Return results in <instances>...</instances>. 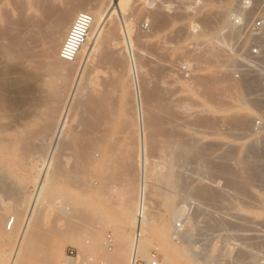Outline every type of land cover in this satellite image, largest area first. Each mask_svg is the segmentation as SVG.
<instances>
[{
    "label": "rangeland",
    "instance_id": "374dc122",
    "mask_svg": "<svg viewBox=\"0 0 264 264\" xmlns=\"http://www.w3.org/2000/svg\"><path fill=\"white\" fill-rule=\"evenodd\" d=\"M17 1L0 0V82H20L29 104L11 110L13 96L0 89V264H128L141 133L148 181L137 259L264 264V129L253 133L256 91L234 75L247 42L234 49L223 36L231 13L250 22L264 0H120L121 17L105 21L68 106L76 141L66 138L52 161L45 146L78 73L60 47L77 14L94 18L92 30L112 0ZM99 151L112 155L95 161Z\"/></svg>",
    "mask_w": 264,
    "mask_h": 264
},
{
    "label": "built area",
    "instance_id": "2783aa9c",
    "mask_svg": "<svg viewBox=\"0 0 264 264\" xmlns=\"http://www.w3.org/2000/svg\"><path fill=\"white\" fill-rule=\"evenodd\" d=\"M165 0H147L150 7H155ZM175 3L181 1L197 4L200 0H171ZM246 7H250L249 0H244ZM245 11L234 12L229 15V29H227L223 36L228 45L232 48H237L241 42H247V50L240 53L238 67L235 69V77L244 82L249 89H254L256 94L251 96L255 102L256 117L252 120L253 133H260L264 129V15L257 16L250 22H245L242 19L245 16ZM93 24V18L88 13H79L74 18L70 25L63 43L60 47L58 56L64 62H73L81 47L86 43L88 34ZM124 22L122 23V27ZM146 25H140L144 28ZM126 36L128 47L130 48V41L126 29L122 28ZM130 56L131 49L129 50ZM181 70L187 72L186 65L181 67ZM137 219H141V215L137 214ZM14 223L11 218L8 227ZM141 235L140 224L135 227L133 235V243L137 244ZM66 257L73 260L76 257L74 248L66 250ZM150 264H156L155 254L149 255ZM72 264V263H69ZM130 264H148L145 261L134 259Z\"/></svg>",
    "mask_w": 264,
    "mask_h": 264
},
{
    "label": "bare ground",
    "instance_id": "6f19581e",
    "mask_svg": "<svg viewBox=\"0 0 264 264\" xmlns=\"http://www.w3.org/2000/svg\"><path fill=\"white\" fill-rule=\"evenodd\" d=\"M3 1V0H2ZM6 1H8V0H6ZM17 1V0H16ZM25 1V0H18L17 2H18V5L21 3V5L22 4H24L23 2ZM11 2V1H10ZM20 2V3H19ZM1 3V2H0ZM4 3V2H3ZM8 3V2H7ZM6 4V3H5ZM3 6V5H2ZM1 6V7H2ZM20 6V5H19ZM0 7V10H2V8L4 7V10L6 9L5 7V5L1 8ZM4 10H2L3 12H5ZM2 11H0V22H2V20H4L6 17L4 16V14H2ZM6 14V13H5ZM119 16V17H121V6H120V0H112V4L110 5V7H109V9H108V14L106 15V18L103 20V21H101V22H98L96 25H94V29L92 28V30H91V34H90V32H89V34H88V37H87V41H86V43L81 47V49H80V51L78 52V55H77V57H76V66L78 67V73H77V75H76V79H75V82H74V84H73V86H72V89H71V91H70V94L68 95V97L65 99V105H66V108H65V111H64V113H63V115H62V117L60 118V120H59V123H58V127L56 128V130H55V132H54V135H53V137H52V139L51 140H49L48 141V143H46L47 144V146H45L44 144L42 145V147L43 146H45V147H47V149H49V155H51L52 153H53V151L54 150H56L55 148H57L58 147V145H60L61 146V144H64L65 143V141H68V142H66L67 144L69 143V141L70 142H74V141H76V139H75V137H74V129L73 130H70V129H68V127L66 126V124H68V122H67V118L69 119L70 117L68 116V109L70 108V107H68V106H70V104H72L73 105V100H74V93H75V90H77V86H78V82H79V80H80V77H81V72H82V70H83V68L85 67V65H86V63H87V60H88V57H89V54L93 51V48H94V45L96 44V42H97V40H98V38H99V33H100V31H101V29H102V27H104V25H105V21H108L112 16ZM6 16H7V14H6ZM93 17H95V16H93ZM94 19V18H93ZM94 22V21H93ZM8 23V22H7ZM10 23V22H9ZM123 23V22H122ZM124 27H125V25H123V29H124ZM126 29V28H125ZM124 32V31H123ZM61 34V33H60ZM59 34V38L61 39V37H63L62 36V34L60 35ZM124 37L126 38V36H125V34H124ZM58 39V38H57ZM57 41V40H56ZM125 42H126V45H127V48H128V50H130V48L128 47V43H127V40L125 39ZM227 45H228V43H227ZM96 46V45H95ZM229 46V45H228ZM92 54V53H91ZM90 54V55H91ZM1 78V77H0ZM21 78V77H20ZM19 77H18V79H20ZM17 79V78H16ZM17 79V80H18ZM22 79V78H21ZM26 79H27V77H26ZM12 79H10V77H4V79L2 80V82H0V89H2V90H4V92L8 95V97H9V95L11 96H13V100H11V99H8L9 101H7L8 103H9V105L12 107V108H10L11 110L13 109V107L15 108V110L16 109H19L23 104H24V106H26V105H28V104H26L27 102L25 101V99L27 100V98H26V96H27V88L25 87V86H19V84L18 83H20V82H18V81H14L13 83H12V81H11ZM1 81V80H0ZM27 81V80H26ZM29 82V81H28ZM11 84H12V86H11ZM3 92V93H4ZM0 94H2L1 93V90H0ZM6 95V96H7ZM33 95V94H32ZM5 95H4V97H6ZM28 96H29V94H28ZM7 97V98H8ZM2 98H3V95H2ZM2 100L3 99H1V102H2ZM28 101V100H27ZM30 101V100H29ZM75 101H76V99H75ZM74 101V102H75ZM0 102V103H1ZM3 103V102H2ZM8 103H6L7 105H8ZM5 104V103H4ZM13 105V106H12ZM4 108V107H3ZM25 108H27V107H25ZM6 109V108H5ZM24 109V108H23ZM9 110V109H8ZM21 114V113H20ZM22 115V114H21ZM16 116H18L17 114H16ZM19 117V116H18ZM17 118V117H16ZM22 118V117H21ZM17 120V119H16ZM13 121V120H12ZM67 122V123H66ZM77 124V123H76ZM71 125V124H70ZM70 125H69V127H70ZM74 127V126H73ZM77 127V126H76ZM71 128V127H70ZM108 129L109 128H107V131H108ZM76 130H77V128H76ZM106 130V129H105ZM78 131V130H77ZM110 131H111V129H110ZM76 133V132H75ZM80 133V132H79ZM108 133V132H107ZM109 134V133H108ZM112 135V134H111ZM105 136H106V132H105ZM71 137V138H70ZM100 137V136H99ZM104 137V136H103ZM112 137V136H111ZM68 139V138H70L69 140H65V139ZM102 138V137H101ZM77 139H80L79 137L77 138ZM112 139V138H111ZM65 140V141H64ZM97 140H98V138H97ZM97 140H96V142H97ZM100 140V139H99ZM99 140H98V142L97 143H99ZM107 140V139H106ZM106 140H104V144H106ZM120 140V139H119ZM122 140V139H121ZM94 141H95V139H94ZM112 141V140H111ZM42 142V141H41ZM80 142V141H79ZM102 142V141H101ZM100 142V143H101ZM20 143V142H19ZM66 143H65V145H66ZM95 143V142H94ZM109 143V142H108ZM112 143V142H111ZM120 143V142H119ZM24 144V143H23ZM75 144V143H74ZM95 145V144H94ZM109 145H110V143H109ZM71 146V145H70ZM96 146V145H95ZM94 146V147H95ZM107 146V145H106ZM44 147V148H45ZM66 147V146H65ZM75 149L77 148L76 146L74 147ZM96 148V147H95ZM42 149V148H41ZM107 149V148H106ZM112 149V148H111ZM45 150V149H44ZM60 150V149H59ZM67 150V149H66ZM74 150V149H73ZM114 150V149H113ZM112 150V151H113ZM47 151V150H46ZM69 151V150H68ZM68 151H67V153H65V151H64V153L65 154H68ZM91 151H92V148H91ZM94 151V150H93ZM119 151V150H118ZM72 152V151H71ZM70 152V153H71ZM74 152H76V151H74ZM110 152V151H109ZM60 153V152H59ZM91 153H93V152H91ZM90 153V154H91ZM55 154V153H54ZM74 154V153H73ZM75 154H77V153H75ZM74 154V155H75ZM108 154H109V156L110 155H112L111 153H107V155H106V153H100V151L99 152H96L95 153V161L96 160H100V159H102V160H104V158L105 157H107L108 156ZM47 155V154H46ZM45 155V156H46ZM58 155V154H57ZM70 155V154H69ZM52 156V158H51V160L50 159H48V161H52V159L55 157H53V154L51 155ZM70 156H72V155H70ZM62 157H64V156H62ZM69 157V156H68ZM73 157V156H72ZM118 157V156H117ZM47 157H44V159L45 160H47L46 159ZM49 158H50V156H49ZM56 158V157H55ZM108 158V157H107ZM107 158H105V160L107 159ZM111 158V157H110ZM137 158H138V163L137 164H139L140 165V181H139V184H138V186L136 187L137 188V191H136V214H135V216H136V220H137V224H136V226H138V224H140V231L141 232H143V230H142V228H141V226H143V224H145V223H143L144 222V214H145V216H146V210H145V200H144V198H145V185H146V177H145V171H146V168H145V164H146V159H145V154H144V137H143V134L141 133V136H140V149H139V154H138V156H137ZM136 158V159H137ZM59 159V158H58ZM117 159V158H116ZM120 159V158H119ZM118 159V160H119ZM54 160V159H53ZM63 160V159H62ZM75 160H76V158H75ZM104 160V161H105ZM109 160V159H108ZM107 160V161H108ZM111 160V159H110ZM109 160V161H110ZM114 160L115 159H113V163H114ZM117 160V161H118ZM47 161V162H48ZM69 161V160H68ZM71 161V160H70ZM73 161V160H72ZM71 161V162H72ZM10 162V161H9ZM12 162V161H11ZM111 162H112V160H111ZM98 163V162H97ZM70 164H73V163H70ZM107 164V163H106ZM110 164V163H109ZM115 164H117L118 165V162L117 163H115ZM115 164H114V167H115ZM77 165H78V163H77ZM113 165V164H112ZM50 165H48V166H45V167H49ZM52 166V165H51ZM111 166V165H110ZM65 167V166H64ZM112 167V166H111ZM135 167V166H134ZM76 168V167H75ZM65 169V168H64ZM63 169V170H64ZM108 169V168H107ZM112 169V168H111ZM132 169H133V167H132ZM46 171H47V169H45ZM49 170V169H48ZM76 170V169H75ZM100 170V169H99ZM109 170V169H108ZM137 170V169H136ZM45 171V172H46ZM74 171V170H73ZM109 171H111V170H109ZM45 172H43V174H42V177L44 178V177H46V175H45ZM50 172V171H49ZM57 172V171H56ZM61 172V171H60ZM64 172H66L65 170H64ZM71 172V171H70ZM106 172H108L107 170H106ZM106 172L104 173V175L106 174ZM135 172V171H134ZM73 173V172H72ZM49 174V173H48ZM64 174V173H63ZM75 174H76V172H75ZM74 174V175H75ZM130 174V173H129ZM128 174V175H129ZM103 175V176H104ZM137 175V174H136ZM48 177V176H47ZM62 178H63V176H62ZM71 178H72V176H71ZM103 178V177H102ZM45 179V178H44ZM104 179V178H103ZM139 179V178H138ZM74 180V179H73ZM106 180V179H105ZM148 181V180H147ZM67 182V181H66ZM93 182V181H92ZM103 183H104V181H102ZM97 183H98V185H99V187H100V185H101V181H99V180H97ZM130 184V183H129ZM42 185V184H41ZM102 185H105V183L104 184H102ZM132 185H133V183H132ZM102 187V186H101ZM103 188V187H102ZM130 188V187H129ZM39 189H40V185L37 187V192L39 193ZM42 189V188H41ZM129 190H131V189H129ZM132 190H133V186H132ZM41 191V190H40ZM38 194H36V196H37ZM35 200L36 199H34V202H35ZM34 204V203H33ZM147 204V203H146ZM35 206V205H34ZM32 208H34V207H32V205H31V209H30V211H29V213H28V217L30 216V213H31V210H32ZM63 209H65V208H63ZM66 210V209H65ZM32 214V213H31ZM137 214H140L141 215V219L139 220V219H137ZM13 219V221H15L14 220V217H9V219L7 220V223H6V229L8 228L7 226H8V223H9V221H10V219ZM147 218V217H146ZM29 219V218H28ZM0 220H1V218H0ZM28 221V220H27ZM26 221V222H27ZM146 221H147V219H146ZM1 222H3L2 220H1ZM29 222V221H28ZM27 222V223H28ZM14 224V223H13ZM1 225V224H0ZM15 225V224H14ZM14 225H12V226H14ZM3 226V225H2ZM12 226H10L9 228H8V230H11V227ZM25 226H27L26 224H25ZM3 228V227H2ZM24 228V227H23ZM28 229V228H27ZM25 230H26V227L23 229V234L25 233ZM3 231H4V229H3ZM22 234V236H24ZM11 236V235H10ZM22 236H20V237H22ZM24 238V237H23ZM23 238H21V239H23ZM142 237H141V235H140V238H139V240H138V242H137V244H134L133 243V241H132V244H131V250H130V254H129V261H128V264H130L131 263V261L132 260H134V259H137V256H138V254L141 252V250H142V248L145 246V244L143 245V242L144 241H142V239H141ZM20 240V239H19ZM21 242V241H20ZM18 252V251H17ZM12 262H13V260H12Z\"/></svg>",
    "mask_w": 264,
    "mask_h": 264
},
{
    "label": "crops",
    "instance_id": "0c3cea01",
    "mask_svg": "<svg viewBox=\"0 0 264 264\" xmlns=\"http://www.w3.org/2000/svg\"><path fill=\"white\" fill-rule=\"evenodd\" d=\"M112 59H111V61H112V64H115L116 63V59L114 58V57H111ZM225 160V159H224ZM231 175H233V174H230L229 172L228 173H225L224 171L222 172H220V171H218L217 173H216V176L217 177H222L223 179L224 178H229V176H231ZM216 199L218 200L219 199V196L218 195H216Z\"/></svg>",
    "mask_w": 264,
    "mask_h": 264
}]
</instances>
